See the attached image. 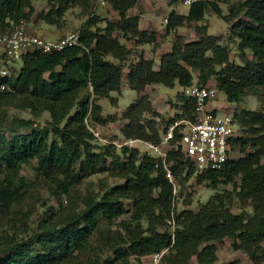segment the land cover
<instances>
[{
	"label": "trees",
	"instance_id": "obj_1",
	"mask_svg": "<svg viewBox=\"0 0 264 264\" xmlns=\"http://www.w3.org/2000/svg\"><path fill=\"white\" fill-rule=\"evenodd\" d=\"M75 1L55 0V13L64 12ZM127 2L111 0L119 16L111 27L92 29L94 20H88L79 31V45L51 53L29 52L18 72L0 77V85H5L0 92V214L12 212L24 188L20 170L33 160L35 170L57 197L68 195L90 174L116 170L123 180L106 189L99 199L85 197L81 210L44 219L34 232L26 229L24 236L15 231L0 235V264H81L84 259L91 264H127L130 256L143 264L141 257L162 251L161 264H188L193 256L199 264H213L216 243L224 239L231 241L234 250L245 252L252 264H259L264 258V144L257 140L264 141L262 110L231 111L241 133L249 132L255 139L242 134L233 137L232 152L240 149L244 155L230 158L219 171L196 172L176 148L183 125L175 128L164 160L180 184L196 174L198 184L207 182L216 188L239 176L238 197L249 202L251 213H232L220 195L211 197L197 211L176 212L177 192L173 193V185L165 176L162 159L141 156L138 149L126 146H100L89 131L87 121L91 125L105 124L99 99L119 92L122 86L129 49L120 43L117 32L140 45L151 39L140 29L138 16L126 15ZM208 8L228 25L231 38L237 40L239 63L229 60L228 49L219 45L215 36L207 34L186 42L177 35L170 51L161 55L157 70L143 51L134 64H128L125 79L130 90L142 93L149 85L188 87L196 72L197 84L201 85L215 76L214 87L229 103H238L247 89H261L264 95V0L231 4L227 14L215 1L200 0L184 15L171 12L166 29L198 23ZM33 13L32 0H0V34L10 32ZM40 16L54 23L48 13ZM109 56H114L115 62L107 59ZM178 96L181 113L167 120L160 134L155 122L143 121V114L153 111L148 96L140 94L122 114V137L158 144L174 122L193 120L194 101L182 93ZM9 108L28 110L34 117L48 113L49 120L44 126L30 119L9 120ZM248 144L252 151L244 152ZM125 201L132 203V213L129 221L121 223V242L114 240L110 245L114 260L91 261L86 250L93 233L101 221L125 214ZM184 203L189 205L190 201L184 199Z\"/></svg>",
	"mask_w": 264,
	"mask_h": 264
},
{
	"label": "rangeland",
	"instance_id": "obj_2",
	"mask_svg": "<svg viewBox=\"0 0 264 264\" xmlns=\"http://www.w3.org/2000/svg\"><path fill=\"white\" fill-rule=\"evenodd\" d=\"M66 1V0H63ZM125 1V0H123ZM128 8L126 15L138 16L139 27L145 31L150 39L148 44H136L132 38H123L121 33L117 32L120 43L129 49L126 55V67L124 70L123 82L119 92L112 91L107 97L99 99L98 103L101 106V115L105 118L103 125L88 126L99 132V134L109 140H120L122 138L121 128L125 123L122 114L129 104L133 103L140 94L144 93L148 96L153 112H145L142 116L144 122H155L160 134L165 127L167 120L173 118L176 114H180L178 107L180 104L179 94L181 87L175 84L173 88H168L162 85H149L145 87L142 93L130 90L127 86L125 75L128 64H134L139 56V52L143 51L145 58L154 61V69L157 68L159 56L170 51L172 43L177 35H181L186 42L195 41L207 34L215 36L219 45L228 49L229 60L232 63H239L240 51L237 47V40L231 38L228 25L217 16L212 8H208L205 12L204 19L198 23H184L183 25L171 29H166L167 19L171 12L177 15H184L187 13L188 6L182 4V0H127ZM215 1L220 7L223 14L228 13V8L231 4H235L242 0H207ZM34 7L33 15L26 20H22L27 24V28L33 33L42 38L54 40L61 38L69 33L79 32L86 21L94 20L92 29L102 31L105 27L115 24L119 16L113 9L111 0H76L70 3L64 12L55 13L57 3L55 0H32ZM53 7V8H52ZM48 13L53 19V24L41 18V14ZM21 21V20H20ZM20 21L17 23L19 24ZM112 36L115 37V30L113 28ZM147 36V38H148ZM248 57H251L250 52L246 50ZM107 59L115 62L114 56H109ZM7 68L10 74L18 72L21 68L22 62H8ZM195 79L193 83H198L196 79V72H193ZM216 77L209 79V85L214 86ZM209 106L216 108L220 113L226 112H247L262 110L264 112V95L261 89H247L238 103H229L222 91L216 89L214 99ZM8 119L22 118L30 119L36 124L44 126L49 120L48 113H43L40 117H34L28 110H20L16 108H9ZM238 119V118H237ZM239 120V119H238ZM247 138L255 139L251 133L244 132L240 135ZM162 136V135H161ZM264 144L262 139H257ZM96 143L100 145L97 141ZM101 146V145H100ZM244 147L245 151H252ZM140 155H151L152 152L137 144ZM244 154L239 150L232 153L234 159L242 157ZM264 163V156L261 158ZM35 160L27 165H23L20 170V177H22L24 188L20 195L18 202L13 206L12 212L7 216L0 214V235L8 232L12 234L14 231L25 235L23 231L26 229L29 232H34L38 225L49 217H57L63 215L71 210H81L83 208L82 200L85 197H92L99 199L102 193L114 186L123 182L113 170L94 173L86 176L79 184L74 185L68 195L57 197L53 189L48 185L47 181L35 170ZM107 166H110L109 164ZM177 184L176 197L174 200V209L176 212L184 209L197 211L199 207L206 203L211 197L220 195L228 204L232 213H240L246 211L252 212V208L248 201H242L238 197L240 187V177L234 178L231 183L219 184L216 188L211 187L207 182L198 184L196 182V174L189 180L178 182V178L174 177ZM184 199L190 201L187 205ZM127 212L122 216L111 221H101L98 230H96L89 243L86 255L95 262H103L104 260H114V255L110 250L112 241L121 242L120 235L124 232L121 228L123 221H129L132 213V203L125 201ZM54 212V213H53ZM12 225L14 227L12 228ZM25 225V228L23 227ZM146 226V222L143 221ZM172 229V227H171ZM264 247V242H263ZM216 260L213 264H252L247 254L242 250H234L231 246V241L224 239L221 243H216ZM143 264H148V256L140 258ZM74 264H77L75 262ZM81 264H91L86 259L81 261ZM113 264H123L115 262ZM127 264H137V259L133 256L128 257ZM161 264V263H160ZM188 264H199L196 257L193 256ZM259 264H264V258Z\"/></svg>",
	"mask_w": 264,
	"mask_h": 264
},
{
	"label": "built area",
	"instance_id": "obj_3",
	"mask_svg": "<svg viewBox=\"0 0 264 264\" xmlns=\"http://www.w3.org/2000/svg\"><path fill=\"white\" fill-rule=\"evenodd\" d=\"M200 0H182V4L190 6ZM79 32L69 33L61 38L50 40L42 38L27 28L24 21L15 26L10 32L0 34V77L10 75L7 68L8 62L21 61L29 52L38 50L41 53H51L63 50L66 47L79 45ZM181 93L194 101L195 116L193 120L186 119L174 122L162 134L160 142L154 144L141 139H125L109 141L103 138L98 131L88 126L94 139L100 145H113L117 149L126 146L130 149H139L137 144L144 146L152 156L163 161L166 178L173 185V193L177 184L174 176L164 163L169 141L173 137L176 127L183 125L176 148L191 162L196 172L219 171L224 164L232 158V138L240 135V127L232 112L220 113L216 108L209 106L216 94V88L209 84L193 83L181 88ZM5 90V85H0V92ZM173 224V221H172ZM165 251L149 255L148 264H160Z\"/></svg>",
	"mask_w": 264,
	"mask_h": 264
},
{
	"label": "crops",
	"instance_id": "obj_4",
	"mask_svg": "<svg viewBox=\"0 0 264 264\" xmlns=\"http://www.w3.org/2000/svg\"><path fill=\"white\" fill-rule=\"evenodd\" d=\"M161 55H162V54H161ZM161 55L159 56L158 64H159V61H160V57H161ZM144 57H145V55H144ZM145 59H147V58H145ZM158 64H157V68H156L155 70L158 69Z\"/></svg>",
	"mask_w": 264,
	"mask_h": 264
}]
</instances>
